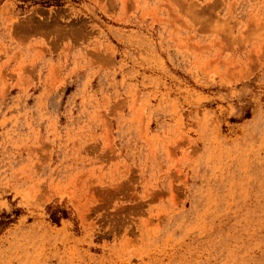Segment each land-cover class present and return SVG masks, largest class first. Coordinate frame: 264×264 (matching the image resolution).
Returning <instances> with one entry per match:
<instances>
[{
  "label": "rangeland",
  "instance_id": "1",
  "mask_svg": "<svg viewBox=\"0 0 264 264\" xmlns=\"http://www.w3.org/2000/svg\"><path fill=\"white\" fill-rule=\"evenodd\" d=\"M0 264H264V0H0Z\"/></svg>",
  "mask_w": 264,
  "mask_h": 264
},
{
  "label": "trees",
  "instance_id": "2",
  "mask_svg": "<svg viewBox=\"0 0 264 264\" xmlns=\"http://www.w3.org/2000/svg\"><path fill=\"white\" fill-rule=\"evenodd\" d=\"M56 3H58L57 1H56ZM55 222V221H54Z\"/></svg>",
  "mask_w": 264,
  "mask_h": 264
}]
</instances>
